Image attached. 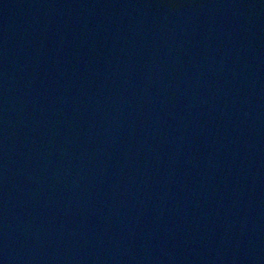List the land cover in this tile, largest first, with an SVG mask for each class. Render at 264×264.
<instances>
[{
  "label": "water",
  "instance_id": "obj_1",
  "mask_svg": "<svg viewBox=\"0 0 264 264\" xmlns=\"http://www.w3.org/2000/svg\"><path fill=\"white\" fill-rule=\"evenodd\" d=\"M0 264H264V0H0Z\"/></svg>",
  "mask_w": 264,
  "mask_h": 264
}]
</instances>
